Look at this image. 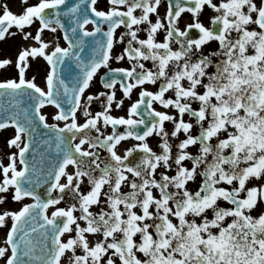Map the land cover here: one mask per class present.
Segmentation results:
<instances>
[{
  "label": "snow or ice",
  "instance_id": "1",
  "mask_svg": "<svg viewBox=\"0 0 264 264\" xmlns=\"http://www.w3.org/2000/svg\"><path fill=\"white\" fill-rule=\"evenodd\" d=\"M0 264H264V0H0Z\"/></svg>",
  "mask_w": 264,
  "mask_h": 264
},
{
  "label": "rangeland",
  "instance_id": "2",
  "mask_svg": "<svg viewBox=\"0 0 264 264\" xmlns=\"http://www.w3.org/2000/svg\"><path fill=\"white\" fill-rule=\"evenodd\" d=\"M9 2H10V6L13 8L14 11L18 9L20 5V0H9ZM6 134H10V132Z\"/></svg>",
  "mask_w": 264,
  "mask_h": 264
}]
</instances>
